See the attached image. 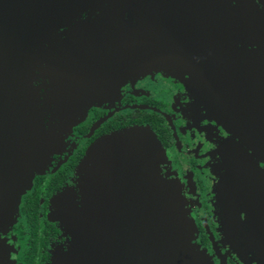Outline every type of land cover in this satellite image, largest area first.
<instances>
[{"label": "flooded vegetation", "instance_id": "flooded-vegetation-1", "mask_svg": "<svg viewBox=\"0 0 264 264\" xmlns=\"http://www.w3.org/2000/svg\"><path fill=\"white\" fill-rule=\"evenodd\" d=\"M45 5L51 11L43 36L30 38L18 62L0 55V136L8 137L0 139V264H53L69 251L73 237L55 219L60 195L82 201L83 157L99 139L131 125L150 127L160 141L161 173L178 184L196 241L214 264H264V230L238 201L230 163L251 150L217 121L194 94L190 74L156 43L168 37L150 35L160 22L229 20L203 39L227 51L264 53V0ZM13 107L28 108L25 116L34 114L52 137L29 186L32 150L15 148L16 133L8 130ZM256 201L264 209V199Z\"/></svg>", "mask_w": 264, "mask_h": 264}, {"label": "water", "instance_id": "water-1", "mask_svg": "<svg viewBox=\"0 0 264 264\" xmlns=\"http://www.w3.org/2000/svg\"><path fill=\"white\" fill-rule=\"evenodd\" d=\"M47 6L43 0H0L2 59L18 62L30 38L43 36V19L51 11ZM195 21L160 22L150 35L168 37L156 43L190 74L194 94L217 121L251 150L230 160L232 178L238 201L263 231L264 209L256 199H264V169L258 164L264 163V53L227 51L203 39L229 20ZM13 110L8 130L16 133L15 148L32 150L26 152L31 156L29 186L52 137L34 114L25 116L28 108ZM165 158L155 133L144 125L114 131L92 145L78 166L84 198L65 201V193L60 195L55 219L74 240L53 264H214L196 241L198 229L180 190L161 173Z\"/></svg>", "mask_w": 264, "mask_h": 264}, {"label": "rangeland", "instance_id": "rangeland-1", "mask_svg": "<svg viewBox=\"0 0 264 264\" xmlns=\"http://www.w3.org/2000/svg\"><path fill=\"white\" fill-rule=\"evenodd\" d=\"M178 184H176V186H177ZM184 200H185V198H184ZM189 213H190V211H189ZM191 215V214H190ZM74 239H72V241H73ZM198 243V242H197ZM199 244V243H198ZM200 245V244H199ZM200 247H201V245H200ZM208 252V251H207ZM209 253V252H208ZM215 254H216V251H215ZM211 255V254H210ZM213 260V259H212Z\"/></svg>", "mask_w": 264, "mask_h": 264}]
</instances>
